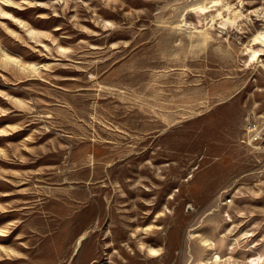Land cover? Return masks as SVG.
<instances>
[{"label": "rangeland", "instance_id": "obj_1", "mask_svg": "<svg viewBox=\"0 0 264 264\" xmlns=\"http://www.w3.org/2000/svg\"><path fill=\"white\" fill-rule=\"evenodd\" d=\"M210 1L0 3V264L264 255V158L246 139L264 69L245 55L264 22L225 29L218 7L194 10ZM240 1L264 12L223 4Z\"/></svg>", "mask_w": 264, "mask_h": 264}, {"label": "bare ground", "instance_id": "obj_2", "mask_svg": "<svg viewBox=\"0 0 264 264\" xmlns=\"http://www.w3.org/2000/svg\"><path fill=\"white\" fill-rule=\"evenodd\" d=\"M219 7H221V9H219ZM215 8H217L216 15L212 16L211 20L215 22L217 19H220L221 20L220 24L225 29L229 25V23L235 24L237 21L248 19V16H249L248 14H252V13H254V16L257 18V20L264 22V12L252 11V12H248L247 14H245V11H244L245 4L243 1H240V6L234 7L233 5L223 4V0H211L210 6L200 5L194 8V10L204 15L207 12L211 11V9H215ZM206 37L207 36H205V38ZM245 55L247 56V65L250 68L255 69L259 65V67H263L264 69V64H262V62H264V59H263L264 57V27L257 30L256 32L252 34V37L250 38L249 42L245 46ZM13 60H16V59H13ZM228 218H229L228 219L229 221H232L230 216H228ZM248 236H252V235L248 234ZM84 237H85V234L80 238V241L84 239ZM203 244L205 246H209L210 250L213 249V245H214L213 242L205 240L203 241ZM248 251H252V249L249 248ZM148 252L151 255H153V253H155V255H158L160 253L159 249L152 247V246L148 247ZM230 254L232 253L230 252ZM226 262H228V264H264V255L259 253L256 256L249 257L246 262L241 263V262L235 261L231 255L229 257H224L220 252L214 251L212 252V254H210L208 258L200 262H197L196 264H223Z\"/></svg>", "mask_w": 264, "mask_h": 264}, {"label": "built area", "instance_id": "obj_3", "mask_svg": "<svg viewBox=\"0 0 264 264\" xmlns=\"http://www.w3.org/2000/svg\"><path fill=\"white\" fill-rule=\"evenodd\" d=\"M246 130L248 145L264 158V122L260 123L254 117H249ZM232 202V199H228L226 204Z\"/></svg>", "mask_w": 264, "mask_h": 264}, {"label": "snow or ice", "instance_id": "obj_4", "mask_svg": "<svg viewBox=\"0 0 264 264\" xmlns=\"http://www.w3.org/2000/svg\"><path fill=\"white\" fill-rule=\"evenodd\" d=\"M2 2H4V0H0V3H2ZM64 51V49L62 48L61 49V52H63ZM15 62V61H14ZM153 255H155V253H153Z\"/></svg>", "mask_w": 264, "mask_h": 264}]
</instances>
